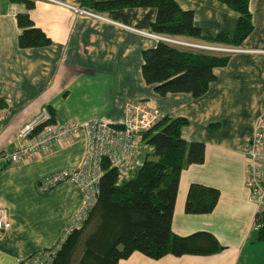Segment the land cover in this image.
<instances>
[{"label":"crops","instance_id":"1","mask_svg":"<svg viewBox=\"0 0 264 264\" xmlns=\"http://www.w3.org/2000/svg\"><path fill=\"white\" fill-rule=\"evenodd\" d=\"M59 1L79 5V0ZM175 1L192 11L202 36L232 34L237 14L218 0ZM248 9L252 30L235 46L242 50L227 53L226 64L212 69L214 80L206 91L193 98L187 92L160 96L142 79L141 51L157 40L126 27L150 32L154 8L113 9L99 12L105 19H96L45 0H34L30 9L0 0V90L10 98L0 121V151L13 145L18 129L42 107L49 108L58 122L98 118L118 123L126 100L146 101L162 115L186 118L180 136L204 145L203 161L180 170L170 227L178 235L210 232L222 249L210 255L167 254L158 259L132 252L117 264H264V242H253L254 204L244 186L241 153L256 117L264 111V0H248ZM21 12L28 13L49 44L18 47L15 15ZM83 147L82 137H70L29 161L0 167V209L7 217L0 236V264H19L62 235L80 202V192L67 182L42 190L38 182L52 171L78 165ZM142 150L138 145L133 151L131 165L139 163ZM192 183L218 190L210 212L184 213Z\"/></svg>","mask_w":264,"mask_h":264},{"label":"trees","instance_id":"2","mask_svg":"<svg viewBox=\"0 0 264 264\" xmlns=\"http://www.w3.org/2000/svg\"><path fill=\"white\" fill-rule=\"evenodd\" d=\"M10 1L22 3L26 9L32 8L34 2ZM218 1L237 14L230 35L202 36L193 22L192 11L182 9L175 0H79V6L97 13L152 7L155 9L150 23L153 33L239 45L252 30L248 0ZM15 22L19 28L18 47L49 44V38L34 26L27 12L16 13ZM227 59L228 54L220 51L183 48L157 40L153 47L141 51L140 73L144 82L160 96L187 92L196 98L214 80L212 69L226 64ZM47 109L51 115V110ZM186 124L184 117L162 115L151 128L141 132L139 145H145L150 151L141 154L139 163H133L125 177H119L106 158L101 159L96 201L82 225L66 236L50 264H117L119 259L132 252L158 259L167 254L210 255L222 249L210 232L178 235L170 227L180 170L190 164H199L204 158L202 142L186 141L180 136V128ZM209 127L216 128L217 124H209ZM217 197L216 188L192 183L186 193L183 211L187 214L208 213ZM253 225V242H264L263 215L254 217Z\"/></svg>","mask_w":264,"mask_h":264},{"label":"built area","instance_id":"3","mask_svg":"<svg viewBox=\"0 0 264 264\" xmlns=\"http://www.w3.org/2000/svg\"><path fill=\"white\" fill-rule=\"evenodd\" d=\"M71 10L73 13L96 19H105L99 13L71 5L59 0H45ZM112 22V21H111ZM118 24V23H117ZM156 40L173 45L209 51L236 52L235 46H219L186 41L177 36L140 31ZM0 121L5 107L9 104L8 94L0 90ZM162 117V113L142 100H126L124 117L118 123L91 118L85 121L67 119L54 121L46 107H42L17 131L13 145L0 151V167L29 161L40 151L51 145H60L70 137L80 136L84 147L80 162L73 168L58 169L40 178L38 186L48 190L58 183L67 182L80 192V202L71 214L62 235L50 247L34 251L20 259L19 264H50L66 236L78 229L86 219L98 195V178L101 174L100 161L106 158L109 165L117 170L119 177H125L131 168V155L139 145L141 132L149 129ZM241 153L244 157V186L247 196L254 204V217H264V111L254 121L253 131L245 138ZM7 222L6 212L0 209V236Z\"/></svg>","mask_w":264,"mask_h":264},{"label":"rangeland","instance_id":"4","mask_svg":"<svg viewBox=\"0 0 264 264\" xmlns=\"http://www.w3.org/2000/svg\"><path fill=\"white\" fill-rule=\"evenodd\" d=\"M150 150H149V148H146V146L144 145V147H143V150H142V155H143V153L145 152V153H148ZM131 167H132V165H131ZM254 234V233H253Z\"/></svg>","mask_w":264,"mask_h":264}]
</instances>
